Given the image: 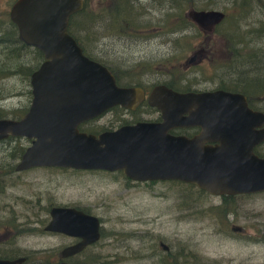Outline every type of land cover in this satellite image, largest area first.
Returning a JSON list of instances; mask_svg holds the SVG:
<instances>
[{
	"label": "water",
	"instance_id": "95a60500",
	"mask_svg": "<svg viewBox=\"0 0 264 264\" xmlns=\"http://www.w3.org/2000/svg\"><path fill=\"white\" fill-rule=\"evenodd\" d=\"M83 8V0H18L12 9L19 40L40 50L45 59L31 74L32 100L24 116L0 118V141L31 140L16 170L39 166L121 170L134 181L177 180L215 196L264 192V157L253 153L264 138V129L256 130L264 125V113L249 109L241 95L179 93L157 86L149 105L159 111L160 122L124 125L98 135L79 130L82 123L115 107L135 110L144 99L139 88L117 86L113 74L86 57L68 34L71 16ZM190 17L210 31L224 14L195 11ZM196 127L201 132L193 138L171 134ZM50 215L46 230L80 238L61 250L63 257L101 238L96 215L67 205L53 206ZM241 229L232 225L233 231ZM25 259L0 258V264H23Z\"/></svg>",
	"mask_w": 264,
	"mask_h": 264
},
{
	"label": "rangeland",
	"instance_id": "374dc122",
	"mask_svg": "<svg viewBox=\"0 0 264 264\" xmlns=\"http://www.w3.org/2000/svg\"><path fill=\"white\" fill-rule=\"evenodd\" d=\"M248 1L255 2L249 18L241 20L235 15L234 24L241 27L237 32L249 40V49L262 48L264 43L250 33L264 28V0ZM94 4L95 7L88 9L90 17L98 16L101 11L97 2ZM236 6L234 3L232 13ZM84 18L78 17L76 23L73 22L72 32L79 33L77 23L84 25ZM165 18L173 21L172 15L166 17L164 11L149 15V36L153 41L149 43V63L144 62L149 65V84L173 79L165 73L172 71L170 65H176L178 72H182V62L191 54L188 50L181 55L164 49L163 38L167 36L164 35L165 25L161 24ZM124 42L116 37L107 38L104 47L97 53L93 50L90 53L115 70L132 67L140 58L147 61V57L139 56L140 47H126ZM2 50L0 47V68L13 73L0 79V113L6 119L17 120L27 112L32 99L30 77L24 76L25 70L22 72L20 68L35 69L39 59L31 48L20 53L15 51L12 55H6ZM259 51L263 52V49ZM202 67L207 68L205 74L208 75V64ZM179 75L176 73L175 78ZM183 75L192 78L195 74ZM207 86L203 82L198 87ZM156 117L154 113L149 119ZM129 118L123 110L113 109L98 121V125L116 127L120 120ZM8 139L0 141V169L3 170L9 168V162L15 165L19 161L17 149L30 145L27 138ZM37 189L46 195L40 201L27 203L20 199L25 197L27 200L28 193ZM224 200L221 196L202 192L192 184L176 180L134 182L119 171L37 168L21 176L14 173L8 178V188L0 192V217L5 213L10 223L15 219L25 226L20 230L1 225L0 251L18 247L29 254L45 249L42 253H33V260H42L46 252L59 255L71 239L62 234L46 233L42 228L50 219V207L67 205L86 209L101 221L100 240L75 256L76 261L169 264L175 263L177 255L187 254V258H179L178 263L264 264V192L234 197L228 206L232 212L225 217L216 209L224 204ZM8 207L13 210H7ZM232 225L242 227L243 232H232ZM161 243L169 250L165 251Z\"/></svg>",
	"mask_w": 264,
	"mask_h": 264
},
{
	"label": "flooded vegetation",
	"instance_id": "af4514ba",
	"mask_svg": "<svg viewBox=\"0 0 264 264\" xmlns=\"http://www.w3.org/2000/svg\"><path fill=\"white\" fill-rule=\"evenodd\" d=\"M17 1L18 0H0V39L3 41H9L11 43L10 47H20L21 50L24 51L27 46L19 40L18 28L11 19L12 9ZM94 2H97V6L101 10L98 15L100 19L99 21H95V15L90 17L88 14V9L95 7L96 3L94 4ZM83 3L84 8L82 11H86V16L84 18L85 22L82 32L74 33L71 31L70 25L72 18H70L68 27L69 35L75 39L86 57L100 63L113 74L117 86L121 88H139L144 93V99L135 110H127L122 107L115 108L119 111L123 110L130 115L129 119L120 120L118 126L98 125V121L101 120L103 116L108 113L107 112L98 118L82 123L78 127L81 132L98 135L104 131L116 130L124 125H135L144 122H160L161 118L159 111L149 105V96L152 90L157 86H165L179 93H209L221 91L230 94H238L245 98L247 107L253 112L264 113V47L249 49V40L242 37V35L237 32L241 27L235 26L234 24L235 15L241 20L249 18L251 10L255 7V2H249L248 0H83ZM234 3L237 6L234 13H232ZM223 4H225V6H223ZM163 11L166 17L172 15L173 19V21L170 22L168 18H165V21L161 24L162 26L165 25L164 28L166 32L164 35L167 36V38H163V43L166 46L164 49L170 53L178 52L181 55L185 54L188 50L191 54L187 56L184 63L182 62L184 69L182 72H178L179 70L176 65H170L172 71L165 73H169L168 76L173 79L149 84V65H144V62L149 63V43L153 41L150 39L151 36H149V15L152 16L155 12L161 13ZM195 11H220L224 14V18L209 31L198 25L190 17V14ZM145 18L147 22L144 21ZM170 24H174L175 26ZM96 30H100V32L102 31L103 33L100 34V32H95ZM80 34L81 39L79 38ZM250 34L253 35V38L254 36L257 37L254 39L264 43V28L254 33L251 32ZM111 37H116L122 42L125 41L124 44L126 47H130L131 45L136 48L140 47L141 49L138 50V54L139 56L147 57V61L140 58L132 67L115 70V68L107 65V63L90 53L92 50L97 53L98 49L104 47L105 39ZM126 42H133V44ZM0 47H4V45H0ZM28 49H30V47H28ZM31 49L39 55L40 66L45 61L43 53L36 48ZM143 49H145V52H142ZM262 49L263 52H260L259 50ZM205 64H208V68H210L208 75L205 74L207 68L202 67V65ZM176 73L180 74L178 78H175ZM188 73L189 75L192 73L195 75L192 78L183 75ZM203 82L208 84V86L199 88L198 86ZM154 113L157 114V117L149 119V116ZM262 128L264 129V125L256 130L259 131ZM200 132L201 129L196 127L189 129H176L171 131V134L193 138ZM233 142L234 141H232V143ZM210 144L215 145L216 142H210ZM253 153L261 158L264 157V138L253 147ZM18 162L15 165H13V162H9L8 169H0V174L3 175L2 181L4 184V190L8 188L9 176L14 173L16 176H21L22 174L32 172V170L37 168H57L54 166H39L24 170H16ZM134 182L146 183L150 181ZM199 190L209 194L202 189ZM28 195L29 197H27V200L25 197H21L20 199L27 201V203H33L35 201H40L46 196L44 191H41L40 189L28 193ZM236 196L238 195H227L226 197ZM52 207H50L49 213ZM11 208L12 207H8L7 210H10ZM80 209L84 210L86 213H90L86 209ZM12 210L13 209H11V211ZM1 225L5 228H20V230H23L22 228L25 226L23 222H15V219L14 222L10 223L5 213L0 217V226ZM46 225L42 228L44 232L62 234L71 239L70 243L66 246L75 244L80 240L78 237L46 230ZM91 245H88L83 251L68 257H63L60 253L59 255L53 256V254L46 252L43 255L44 257H41L42 260H33L35 258L32 259V254L42 253L45 249L25 254V252L21 251L18 247H10V249L0 251L2 252L0 253V258L16 259L19 257H25L26 259L23 264L43 262L80 263V261H76L74 257L83 253ZM162 248L165 251L169 250L168 246L167 249L163 246Z\"/></svg>",
	"mask_w": 264,
	"mask_h": 264
},
{
	"label": "trees",
	"instance_id": "16d2710c",
	"mask_svg": "<svg viewBox=\"0 0 264 264\" xmlns=\"http://www.w3.org/2000/svg\"><path fill=\"white\" fill-rule=\"evenodd\" d=\"M250 2V1H249ZM86 16V11L84 10V11H82V12H80V13H78L75 17H73L72 18V20H71V25H70V27H71V31H72V26L74 25V23H76V20H77V18L78 17H85ZM91 17H93V16H91ZM100 19H99V17L98 16H96V18H95V21H99ZM74 22V23H73ZM98 23V22H97ZM82 28H83V25L81 24V23H77V29H79L78 30V32L79 33H81L82 32ZM7 42V43H6ZM0 43H2V44H0V45H4V47H3V52L6 54V55H12V54H14V52L15 51H17V53L19 52H21L22 50H21V48L20 47H10V45H11V43L9 42V41H3L2 39H0ZM28 50V47H26L25 48V50ZM19 57V56H18ZM37 57H38V59H39V55H37ZM1 66V65H0ZM38 66H39V64H38ZM35 69H37V68H35ZM35 69H32V68H20V70L22 71V72H24V70H25V72H24V76H26L27 78H29L30 77V75L32 74V72L35 70ZM13 72H9V71H7V70H4V69H2V68H0V79H2V78H5V77H8V76H10L11 74H12ZM114 110H117V109H114ZM0 118H4L3 116H2V114L0 113ZM88 132V131H87ZM91 133V132H90ZM11 139H13V138H9L8 140H11ZM24 150H25V146H22V147H20L19 149H17L15 152L18 154V155H21V153H23L24 152ZM2 177H3V175L2 174H0V192H2V191H4V184H3V181H2ZM223 199H225L224 200V204L223 205H225V209L223 210V208H224V206L222 205V206H218L216 209L218 210H221L222 211V213L224 214V217L226 216V215H228V214H230L231 212H232V209H230L228 206H229V203H230V201L232 200V199H234V197H223ZM3 257V256H2ZM176 259H175V263H169V264H181V263H178V259L179 258H183V259H186L187 258V254H181V255H177L176 257H175ZM80 263L81 264H88V263H86L85 261H80Z\"/></svg>",
	"mask_w": 264,
	"mask_h": 264
}]
</instances>
